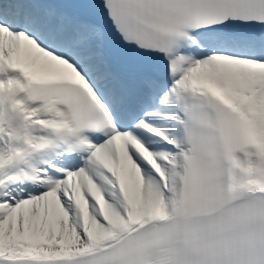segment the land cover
<instances>
[{
  "label": "snow or ice",
  "instance_id": "snow-or-ice-1",
  "mask_svg": "<svg viewBox=\"0 0 264 264\" xmlns=\"http://www.w3.org/2000/svg\"><path fill=\"white\" fill-rule=\"evenodd\" d=\"M0 264H264V0H0Z\"/></svg>",
  "mask_w": 264,
  "mask_h": 264
}]
</instances>
